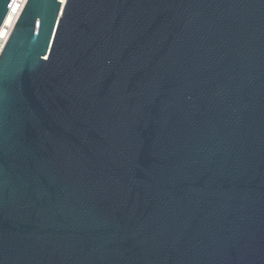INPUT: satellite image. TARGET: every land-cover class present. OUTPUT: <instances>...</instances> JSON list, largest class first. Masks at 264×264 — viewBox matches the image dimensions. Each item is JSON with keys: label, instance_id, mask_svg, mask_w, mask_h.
Returning <instances> with one entry per match:
<instances>
[{"label": "water", "instance_id": "95a60500", "mask_svg": "<svg viewBox=\"0 0 264 264\" xmlns=\"http://www.w3.org/2000/svg\"><path fill=\"white\" fill-rule=\"evenodd\" d=\"M0 264H264V0H27Z\"/></svg>", "mask_w": 264, "mask_h": 264}, {"label": "built area", "instance_id": "2783aa9c", "mask_svg": "<svg viewBox=\"0 0 264 264\" xmlns=\"http://www.w3.org/2000/svg\"><path fill=\"white\" fill-rule=\"evenodd\" d=\"M26 2H27V0H13L12 4L8 10V13L6 15V18H5L2 26L0 27V37L3 33V31H5V29L7 28V27H5V21H6L7 17L12 13V16L14 18V24H15L18 17L20 16ZM14 24H13V26H14ZM1 31H2V33H1ZM1 42H2V39L0 38V46L2 45V48H3L6 41L3 44Z\"/></svg>", "mask_w": 264, "mask_h": 264}, {"label": "bare ground", "instance_id": "6f19581e", "mask_svg": "<svg viewBox=\"0 0 264 264\" xmlns=\"http://www.w3.org/2000/svg\"><path fill=\"white\" fill-rule=\"evenodd\" d=\"M64 0H62V3H63ZM13 24H14V18L12 16V13L7 17L6 21H5V27H7L5 29V31H1L2 35H1V39H2V44L6 41L10 31L12 30L13 28ZM1 50H2V45L0 46V53H1Z\"/></svg>", "mask_w": 264, "mask_h": 264}]
</instances>
